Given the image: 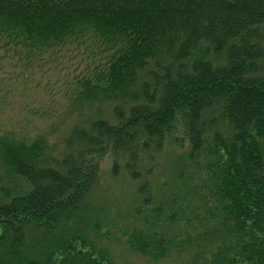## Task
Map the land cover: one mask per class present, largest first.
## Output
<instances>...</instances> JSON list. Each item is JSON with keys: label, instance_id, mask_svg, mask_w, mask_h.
Wrapping results in <instances>:
<instances>
[{"label": "trees", "instance_id": "1", "mask_svg": "<svg viewBox=\"0 0 264 264\" xmlns=\"http://www.w3.org/2000/svg\"><path fill=\"white\" fill-rule=\"evenodd\" d=\"M107 237L264 264V0H0V264Z\"/></svg>", "mask_w": 264, "mask_h": 264}, {"label": "rangeland", "instance_id": "2", "mask_svg": "<svg viewBox=\"0 0 264 264\" xmlns=\"http://www.w3.org/2000/svg\"><path fill=\"white\" fill-rule=\"evenodd\" d=\"M69 121V120H68ZM68 121H67V123H68ZM66 123V124H67ZM104 168H105V166H104ZM104 177L105 178H108L109 176H108V174H106V173H104ZM105 178H103V181L101 182V185L102 186H106V187H108V189L109 190H112V189H117V188H123L126 184L125 183H118V184H120V185H116V183H114V185H112V184H110V183H112L111 181H110V178H109V182H108V180L105 182ZM109 185L111 186V188L109 187ZM124 191L126 192V189H124ZM112 192V191H111ZM108 238V237H107ZM110 241H112V243H110V242H103V244H102V248H104V249H106V250H108V251H110L111 253H113L114 255H118L119 253L120 254H123V255H121V257L118 259H116V261L119 263H121V264H127V261H131V262H129V263H131V264H139L140 263V261H137L136 260V258H133V257H127V251H126V248L124 247V246H122V245H118V244H116L115 242H113V240L112 239H110V238H108ZM107 239V240H108ZM126 254V255H125Z\"/></svg>", "mask_w": 264, "mask_h": 264}]
</instances>
